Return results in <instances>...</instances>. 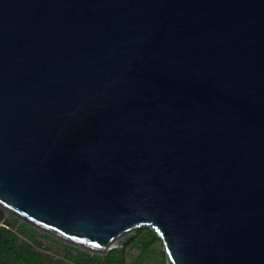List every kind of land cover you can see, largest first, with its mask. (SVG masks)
Segmentation results:
<instances>
[{"label":"water","instance_id":"1","mask_svg":"<svg viewBox=\"0 0 264 264\" xmlns=\"http://www.w3.org/2000/svg\"><path fill=\"white\" fill-rule=\"evenodd\" d=\"M105 254L264 264V0H0V220Z\"/></svg>","mask_w":264,"mask_h":264},{"label":"trees","instance_id":"2","mask_svg":"<svg viewBox=\"0 0 264 264\" xmlns=\"http://www.w3.org/2000/svg\"><path fill=\"white\" fill-rule=\"evenodd\" d=\"M162 245L151 226H142L122 246L100 254L63 242L16 216L0 220V264H169Z\"/></svg>","mask_w":264,"mask_h":264},{"label":"rangeland","instance_id":"3","mask_svg":"<svg viewBox=\"0 0 264 264\" xmlns=\"http://www.w3.org/2000/svg\"><path fill=\"white\" fill-rule=\"evenodd\" d=\"M163 246V245H162ZM164 247V246H163Z\"/></svg>","mask_w":264,"mask_h":264}]
</instances>
